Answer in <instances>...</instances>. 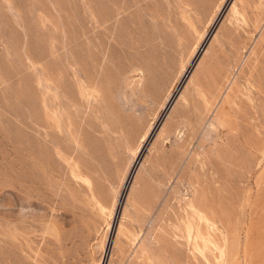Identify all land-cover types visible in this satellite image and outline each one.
Returning a JSON list of instances; mask_svg holds the SVG:
<instances>
[{
	"label": "rangeland",
	"instance_id": "rangeland-1",
	"mask_svg": "<svg viewBox=\"0 0 264 264\" xmlns=\"http://www.w3.org/2000/svg\"><path fill=\"white\" fill-rule=\"evenodd\" d=\"M93 2L0 0V264H264V0H146L107 58ZM46 98L77 137L30 188Z\"/></svg>",
	"mask_w": 264,
	"mask_h": 264
},
{
	"label": "bare ground",
	"instance_id": "bare-ground-1",
	"mask_svg": "<svg viewBox=\"0 0 264 264\" xmlns=\"http://www.w3.org/2000/svg\"><path fill=\"white\" fill-rule=\"evenodd\" d=\"M95 1V0H94ZM260 2V0H254L253 6L255 3ZM106 6L108 5L110 10V14L107 15L106 19L109 23H106L104 21L102 29H99L98 27V7L96 2H93L91 5L92 12H93V21H92V28H91V34H90V42L92 46V50L99 55V57L107 58L108 49L110 46H115L119 50L125 49L122 42L117 38V35L120 34L121 36L123 34H127L135 36L137 33V23L134 16L138 13L142 12V9L144 8L146 4V0H105ZM249 11L248 13L252 14L253 12H258V10L255 7L247 6ZM243 12L241 13V18L246 20L247 23L249 14L245 12V10L242 8ZM143 14V13H142ZM248 14V15H247ZM144 16V15H143ZM252 19L253 22L256 23L255 28L261 29V32H264V22L258 21V18H254L253 15L251 17L249 16V19ZM251 20V21H252ZM250 21V22H251ZM264 21V20H263ZM259 22V23H258ZM250 25L252 23H249ZM247 25V24H245ZM245 25H243V28H247ZM248 26V25H247ZM261 49H264V46H258ZM255 48V49H254ZM255 51L257 49V46H254ZM197 56V55H196ZM64 74L66 73V69H61ZM77 78L80 79V73L78 70L75 71ZM89 83H91L90 80H88ZM46 86H49V83H46ZM260 92H264L260 88ZM88 103V102H87ZM59 102H55L51 104L47 98L45 102V113L44 118L41 120V126L42 128L39 131V137L42 146L38 149L35 147L36 144L33 143L32 140L28 142V144L25 146V153L28 157L26 159L27 162H24L26 165L25 168L26 171H24V164L21 166L24 169L20 168L18 166L19 170H23L24 172L28 173L23 175L25 176L24 180L26 181L25 184L26 187H32V188H44L46 189L51 183L48 180V177H52V175H56L58 171L67 169L68 165L65 164L62 161H58V159H54L51 156V150L55 151L54 153H69L73 154V151L69 150L68 147L65 145V141L67 139L76 138L74 135V129L71 128V122L62 119V116L59 111ZM90 105V104H89ZM84 111V109H82ZM54 127L56 131H52L50 128ZM44 144V145H43ZM40 149V151H38ZM42 150V153H40ZM46 151V154L44 151ZM14 165V164H13ZM40 165V166H39ZM28 166V167H27ZM14 167V166H13ZM15 167L17 165L15 164ZM14 167V170H15ZM39 169L40 174L41 172H45L44 178H38L37 180L35 173L39 172L36 171V169ZM37 169V170H38ZM13 170V169H12ZM13 170V171H14ZM17 170V168H16ZM22 171V172H23ZM17 172V171H14ZM18 173V172H17ZM16 174V173H14ZM46 178V180H45ZM23 184V186L25 185ZM25 187V186H24ZM22 189V188H21ZM24 236V235H23ZM10 244V243H9Z\"/></svg>",
	"mask_w": 264,
	"mask_h": 264
}]
</instances>
